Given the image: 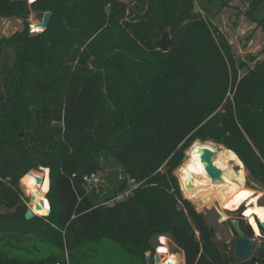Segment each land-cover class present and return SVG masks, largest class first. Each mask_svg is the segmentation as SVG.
Returning <instances> with one entry per match:
<instances>
[{
    "label": "trees",
    "instance_id": "trees-1",
    "mask_svg": "<svg viewBox=\"0 0 264 264\" xmlns=\"http://www.w3.org/2000/svg\"><path fill=\"white\" fill-rule=\"evenodd\" d=\"M147 1L136 17L123 0H0V16L24 21L0 35V264L51 263L66 250L72 264H154L162 235L185 264H250L183 197L174 170L194 142L195 152L213 141L264 187V59L237 61L195 0ZM263 3L246 14L264 29ZM47 11L49 26L32 32L31 14ZM163 32L169 51L156 44ZM110 159L123 178L88 190L84 177ZM41 167L51 211L27 218L20 181ZM129 178L141 183L133 194L104 204Z\"/></svg>",
    "mask_w": 264,
    "mask_h": 264
},
{
    "label": "rangeland",
    "instance_id": "rangeland-1",
    "mask_svg": "<svg viewBox=\"0 0 264 264\" xmlns=\"http://www.w3.org/2000/svg\"><path fill=\"white\" fill-rule=\"evenodd\" d=\"M28 1L31 2L30 0ZM123 1L126 2L128 6L127 14L132 12V14L137 17L143 15L145 11H147L148 8L147 0H123ZM250 4H251V0H195L196 10H200L203 13V15H205V17L208 19L209 22H212L216 27H218L224 33V35L226 36L227 40L231 45L235 59L237 61L240 60L250 61V58L252 57H254V59H256L257 61L264 59V29L262 26L258 24V22L253 21L246 14L250 8ZM204 6L207 8L203 9ZM207 10L209 12H207ZM257 13L259 17H264V3L260 6ZM38 20L40 19L36 18L35 13H32L31 16L29 17V21L31 23L33 22L36 23ZM30 27H31V31L35 32L31 24ZM23 28H24L23 19L0 16L1 36L9 37ZM164 36L168 38L169 41H171V36L168 34V32H163L159 40H161ZM251 65L255 66V62H251ZM240 72L241 74H243L245 71L241 70ZM214 144L222 145L215 142ZM191 146L186 149L183 161L174 170V174L177 177L179 185L181 182H179L180 179L178 175V169L184 163L190 165V158L193 155L196 144H194L192 148ZM190 148L191 151L188 154ZM103 167L104 169L99 171V173L103 176V180H104L102 186L106 189H111L113 187L112 184L115 183L116 181V178L118 177L119 179H121V174H118V172L119 173L122 172L120 171L119 167L117 166L116 162L113 159H110L106 162L104 161ZM234 168L235 170L239 169L238 166H235ZM38 170L41 169L39 168ZM246 171H247L246 184L257 191L262 192V196L259 199V203L264 206V187L260 185L257 181L252 179L247 169ZM20 185L25 194L28 208L29 210H31L32 200L30 198V195L25 190L21 181H20ZM180 188L183 197L187 198L183 193L181 185ZM187 199L190 200L196 206V209L198 211L203 212L209 219L210 223L216 228L218 235L217 239L220 242L225 243L227 245V250L229 252L234 251V245L238 236L235 233L234 229L232 228L231 221L232 219L240 216V212L222 209L218 200H216L215 203L211 206L201 207V205H199L197 202L189 198ZM224 214L228 215L226 219H222V216ZM243 222L245 225H247L245 220H243ZM262 236H264V228L262 229L260 228L259 235H257L256 232L252 230V234L249 237L256 244V246H259L264 242V238ZM164 238H166L167 244L163 243ZM159 239L162 242L161 245ZM154 241H155V254L156 252L160 253L161 260H164L165 258V256L162 254V250L167 245L168 249L172 253L173 252L178 253L180 256H182L180 264H185V255L183 251L176 246V244L172 241V239L168 235L159 236ZM148 252L152 253L151 251Z\"/></svg>",
    "mask_w": 264,
    "mask_h": 264
},
{
    "label": "bare ground",
    "instance_id": "bare-ground-1",
    "mask_svg": "<svg viewBox=\"0 0 264 264\" xmlns=\"http://www.w3.org/2000/svg\"><path fill=\"white\" fill-rule=\"evenodd\" d=\"M30 1L33 2L35 0ZM33 29L34 31L39 30L35 26ZM206 148L213 151L214 165L221 170L217 178H212L206 171L205 163L202 159ZM235 166H238L239 169L235 170ZM178 175L185 197L197 202L201 207L211 206L216 200L219 201L220 206L224 210L236 211L243 205H247L244 214L251 222L256 234H260V227L254 214H257L264 221V206L259 203L262 192L246 184L247 171L243 161L235 151L223 145H215L212 141L202 142L191 156L190 165L182 164L179 167ZM36 176L43 178L41 184L37 183ZM21 183L29 195L34 194L36 196L31 203L32 211L41 216L47 215L50 211V202L46 196L50 189L49 168L33 170L32 173H27L22 177ZM245 193L249 195L245 196ZM41 199H44L45 205L37 210L36 205L41 202ZM227 217L228 215L224 214L222 219ZM163 243L167 244L166 238L163 239ZM173 253L166 245L162 250L165 258L164 260L160 258L157 264H166V261L171 259L173 255L177 263L180 264L182 256L178 253Z\"/></svg>",
    "mask_w": 264,
    "mask_h": 264
},
{
    "label": "water",
    "instance_id": "water-1",
    "mask_svg": "<svg viewBox=\"0 0 264 264\" xmlns=\"http://www.w3.org/2000/svg\"><path fill=\"white\" fill-rule=\"evenodd\" d=\"M52 16H53V13L51 11L45 12L44 16L41 20H38L36 23H31L32 28H34V26H35V28L39 29L38 31H43L44 29H46L49 26L50 21L52 19ZM157 45L163 51H169L171 48V42L165 36L161 40L157 41ZM199 141H201V140H199ZM213 155H214L213 151L209 148H206V149H204L202 159L205 163V168H206V171L208 172V174L212 178H217L220 175L221 170L217 166L214 165ZM40 169L44 170L47 168L41 167ZM49 170H50V168H49ZM32 172H33V170L29 171V173H32ZM36 180H37L38 184H41L43 182V178L40 176H36ZM179 182H180V180H179ZM180 185H181V183H180ZM30 198L33 201L36 198V196L34 194H32V195H30ZM44 205H45L44 199H41V202L36 205V209L39 210ZM246 207H247V205H243L240 209L236 210V211L240 212V216L232 219V221H231L232 228L234 229L235 233L238 236L236 239L235 245H234V253H235V256H236V259L238 262H245V261L250 260V264H263V263L255 261L254 259H252V257L254 256V253L256 251L260 255L264 254V244L256 246V244L246 235V232L242 228V221L245 220L246 224L252 230H254L251 222L247 219V216L244 214ZM50 211H51V206H50ZM50 211H49V213H50ZM34 215H39V214L35 213L32 210H28V212L26 213L27 218H31ZM254 215L257 219L259 227L261 229L264 228V221H262L257 216V214H254ZM159 241H160V245H161L162 242L160 239H159ZM151 259H152V253L146 252L147 262H150ZM154 260H155L154 261L155 264H157L159 262L160 253L156 252V254L154 255ZM166 264H178V263H177L174 255H173L171 259H168L166 261Z\"/></svg>",
    "mask_w": 264,
    "mask_h": 264
},
{
    "label": "built area",
    "instance_id": "built-area-1",
    "mask_svg": "<svg viewBox=\"0 0 264 264\" xmlns=\"http://www.w3.org/2000/svg\"><path fill=\"white\" fill-rule=\"evenodd\" d=\"M121 178H123L121 176ZM85 185L88 190H93L95 189L96 193L100 192V185L104 182L103 176L100 173H93L91 175H86L84 177ZM140 182H137L135 179L129 178L128 180V185L126 189L123 191L119 192L115 197L111 198L110 200L106 201L104 204L112 206L116 204L119 201L125 200L128 198L131 194H133V191L140 185ZM31 210L32 207H31ZM46 264H72L71 259H70V254L66 250L64 253V256L62 259L57 260L55 262H49Z\"/></svg>",
    "mask_w": 264,
    "mask_h": 264
},
{
    "label": "flooded vegetation",
    "instance_id": "flooded-vegetation-1",
    "mask_svg": "<svg viewBox=\"0 0 264 264\" xmlns=\"http://www.w3.org/2000/svg\"><path fill=\"white\" fill-rule=\"evenodd\" d=\"M249 237V236H248ZM263 238H264V236H262ZM250 238V237H249ZM263 244H264V242H263ZM262 245V244H261ZM256 254H258L257 253V251H256V253H254V256L256 255ZM260 255V254H259ZM262 255H264V254H262ZM252 259H253V257H252ZM249 262H250V260H248ZM256 261V260H255ZM258 262V261H257ZM260 263H262V262H260ZM264 264V263H263Z\"/></svg>",
    "mask_w": 264,
    "mask_h": 264
},
{
    "label": "snow or ice",
    "instance_id": "snow-or-ice-1",
    "mask_svg": "<svg viewBox=\"0 0 264 264\" xmlns=\"http://www.w3.org/2000/svg\"><path fill=\"white\" fill-rule=\"evenodd\" d=\"M244 195L246 196V195H249V194L245 193Z\"/></svg>",
    "mask_w": 264,
    "mask_h": 264
}]
</instances>
